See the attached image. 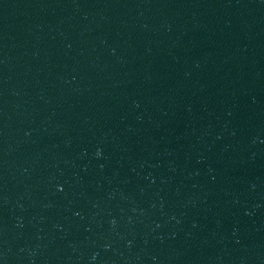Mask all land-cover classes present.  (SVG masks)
I'll return each mask as SVG.
<instances>
[{"label":"water","instance_id":"obj_1","mask_svg":"<svg viewBox=\"0 0 264 264\" xmlns=\"http://www.w3.org/2000/svg\"><path fill=\"white\" fill-rule=\"evenodd\" d=\"M0 264H264V0H0Z\"/></svg>","mask_w":264,"mask_h":264}]
</instances>
